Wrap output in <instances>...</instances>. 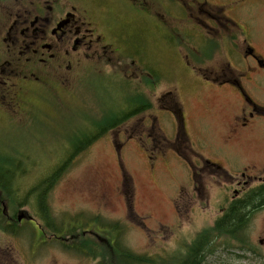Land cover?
Wrapping results in <instances>:
<instances>
[{
	"label": "rangeland",
	"instance_id": "rangeland-1",
	"mask_svg": "<svg viewBox=\"0 0 264 264\" xmlns=\"http://www.w3.org/2000/svg\"><path fill=\"white\" fill-rule=\"evenodd\" d=\"M208 1L210 3L202 5L201 12H198L201 5L189 10L203 20L208 15L206 9L224 7L225 14L239 26L235 24L234 27L232 22L223 25L229 33L233 31L238 35L236 39H229L228 45L233 42L240 48L247 38L264 59V0ZM173 7L184 17L190 13L173 6L171 1L166 7L155 9L171 21L177 13ZM153 21L161 25L156 17ZM204 24H200L202 29ZM183 26L189 30L182 34L185 40L190 33L192 40L195 38L198 42V29L192 33L191 24L183 23ZM148 27L157 28L151 20ZM219 29L215 24L208 30L213 34ZM181 37H176V29L169 26L164 29L163 37L149 38L147 35L143 39L148 41L153 65L158 66L161 73L165 69L169 71V76L163 74L164 81L156 89L157 94L150 92L147 86L142 87L147 99L160 109L155 114L161 129L143 136L132 135L131 129L121 134L115 129L73 156L48 193L49 211L56 223L72 227L76 224V216L81 215L86 222L83 230L87 227L101 230L104 228L94 220L96 216L106 222L120 221L125 226L119 237L124 247L170 260L172 256L185 253L200 230L214 224L222 214L221 206L226 207L234 196L233 190L240 188L229 180L230 175L218 171L217 167H206V173L199 174L197 168L202 164L194 159L189 147L219 163L232 176L238 175V179H245L243 171L264 176V120L243 132L241 138L229 139L231 118L242 104L240 95L232 86L194 82L195 76L188 67V71L183 68L179 53L180 50L182 56H186L187 51L175 46L177 39L183 40ZM223 56L215 55L201 65L209 74L220 72ZM52 93V96H31L24 114L7 110L9 116L2 113L4 108L0 109V165L17 176L19 185L12 186L16 206L7 212L14 216L25 209L36 219L23 223L12 220L14 225L8 229L16 228V234L0 231V264H99V259L68 251L64 243H59L58 238L67 239L69 234L56 232L55 237L47 231L44 235L37 195L30 190L71 156L69 150L74 137L92 130L93 118L100 122L104 111L115 109L118 101L130 96L137 98L139 93L133 86L104 84H81L67 95ZM253 96L264 103V98ZM153 113V110L147 112ZM193 170L196 183L205 187L195 199L190 196L194 189ZM213 170L217 172L210 176L208 172ZM257 184L252 181L249 187ZM180 188L183 189L181 196ZM0 189L3 188L0 186ZM178 200L180 211L184 213L182 221L176 207ZM245 236L252 250L227 248L222 244L203 264H264V207L252 215Z\"/></svg>",
	"mask_w": 264,
	"mask_h": 264
},
{
	"label": "flooded vegetation",
	"instance_id": "flooded-vegetation-1",
	"mask_svg": "<svg viewBox=\"0 0 264 264\" xmlns=\"http://www.w3.org/2000/svg\"><path fill=\"white\" fill-rule=\"evenodd\" d=\"M169 1L173 6H180L184 12L200 5L198 12H201L202 5L210 3L208 0H0V109L4 108L2 113L11 116L7 110H13L19 115L24 114L31 96H52V92L67 95L81 84L133 86L134 91H138L139 96L143 97V102H136L131 107V104L123 105L121 102L124 101H118L114 108L131 109L119 119L122 121L112 125L113 128L106 129L102 136L115 129H118L119 134L131 129L132 135H151L153 131L161 129L155 114V111L160 109L147 99L142 87L147 86L150 92L157 94L156 89L164 81L163 74L167 77L169 71L165 69L161 73L158 66L153 65V55L148 53V41L144 42L143 39L147 35L149 38L163 37L164 29L169 26L176 29V37H181L189 31L183 26V23H187L191 24V32L196 33L198 29L196 34L200 36L198 42L195 38L192 40L190 33H187L186 40L185 36L181 37V41L177 39V49L179 50L180 46L187 51L186 56H182L179 50L183 68L187 70L188 67L191 70L190 73L195 76L194 82L216 87L232 86L239 93L242 104L239 112L231 118L228 138H241L243 132L261 122V119L264 120V103L253 96L264 98V59L256 52L254 46L247 42V38L240 48L233 42L228 45L229 39H236L238 35L233 31L229 33L223 25L228 26L232 22L236 27L237 24L231 18L229 22L224 7H216L217 10L206 9L208 19L203 20H199L194 11L190 10L187 17H184L173 7L172 10L177 13L173 14L170 21L155 9L157 6L166 7ZM154 17L161 25L155 24ZM149 20L154 23L156 29H149ZM201 22L205 23L204 29L200 27ZM212 23L220 28L213 34L208 30L215 25ZM218 54L224 55L220 58L221 71L207 73V69L201 64L212 60ZM155 55L161 63L156 52ZM161 100L160 96V104ZM149 110L154 113L147 114ZM104 113L105 111L102 114ZM182 127L185 129L184 125ZM99 130L93 118V129L90 131L94 133ZM189 148L194 159L202 164L197 168L199 174L204 175L207 166L215 165L218 171L226 172L230 175L229 180L240 187L233 190L234 196L226 207L221 206L222 214L233 200L251 189L249 185L252 181H256L257 186L264 183V176L247 174L246 171L242 172V178L245 179H238V175L232 176L216 161L205 158L192 146ZM217 170L208 174L214 176ZM191 175L194 189L189 195L194 199L199 198L200 193L205 191L204 184L201 187L196 183L195 170ZM239 193L242 195L238 196ZM182 194L183 189L180 196ZM184 204L187 205L186 202ZM20 211L11 218L7 214V230L13 227L12 220H18ZM22 211L26 217L17 221L18 223L36 220L28 210ZM14 230L16 228L9 231ZM84 231V235L91 232L95 241L100 239V230L87 227ZM66 238L63 242L70 240L73 243L78 236L70 234Z\"/></svg>",
	"mask_w": 264,
	"mask_h": 264
},
{
	"label": "trees",
	"instance_id": "trees-1",
	"mask_svg": "<svg viewBox=\"0 0 264 264\" xmlns=\"http://www.w3.org/2000/svg\"><path fill=\"white\" fill-rule=\"evenodd\" d=\"M230 21L229 18V22ZM143 100L142 96H138L137 98L130 96L121 103L123 105L131 104L132 107L136 102H143ZM131 107L128 109L123 107V110L121 107L118 109L112 108L106 110L104 115H102L100 122H96L100 130L94 133L91 131H83L82 133L77 134L71 143L72 148L69 150L72 153L71 156L64 159L62 163L58 164L51 173L30 190L31 194L36 193L37 195L38 207L44 221L42 224L43 233L46 234L47 231H53L52 235H56V232L64 235L75 234L78 236L76 241L73 240V243L69 244L62 243L65 249L80 255L98 258L99 264H166L167 262V264H186L192 254H195L198 257L200 263L202 250L209 251L210 244L217 246L223 244L227 248L234 247L252 250V246L248 242L245 234L252 215L257 210L264 207V183L249 189L240 198L233 200L228 205L225 213L219 216L214 224L207 225L197 233L192 242L187 245L185 253L177 254V256L171 255L172 257L170 260H168L167 257L161 259V257L156 258L148 253H137L124 247L120 242L119 237L124 232L125 226L120 221L106 222L101 216H96L94 220L104 228L100 230L101 235L98 241H95L91 232H87V234L84 235L83 225H85L86 222L81 215L76 216V224L72 227H67L64 223H56L55 218H52L49 211V191L61 178V175L65 172L67 165L73 156L85 149L90 142L101 137L106 129H111L113 128L112 125L115 123L118 124L122 121V119H119L127 115ZM7 170L8 169H3L0 165V186L3 188L0 189V229L2 228L6 231L8 226L6 225L8 219L6 216V214H8L7 211H11L12 208L16 206V197L13 195L15 191L12 190V186L19 187L16 182L17 176H15L14 173H9ZM1 202H4L8 209L6 210V214H3ZM176 207L179 212V217L183 220L184 213L180 211L179 200L177 201ZM246 208H255V212L249 216L246 214ZM15 211L16 208L14 212ZM12 215L13 213L9 212V218L13 217ZM51 228H53V230ZM14 232L16 231L14 230ZM222 238L227 239L221 241Z\"/></svg>",
	"mask_w": 264,
	"mask_h": 264
},
{
	"label": "bare ground",
	"instance_id": "bare-ground-1",
	"mask_svg": "<svg viewBox=\"0 0 264 264\" xmlns=\"http://www.w3.org/2000/svg\"><path fill=\"white\" fill-rule=\"evenodd\" d=\"M1 204H2V211H3V214H6L7 212H6V210H4V208H3V206L5 205V203L4 202H1ZM257 208V207H256ZM255 208H246L245 209V211H246V214H248L249 216L251 215V214H253L254 212H255V210H254ZM21 211H20V213L21 212H23L22 210H25V209H20ZM24 213V212H23ZM6 216H7V214H6ZM7 221H8V219H7ZM17 221H21V220H17ZM6 225H7V222H6ZM239 229H241V228H239ZM0 231H4V229H0ZM6 231V230H5ZM217 245H209V251H206V250H202V254H201V258H200V260H201V262L199 263V259H198V257L195 255V254H192L190 257H189V259H188V261H187V263L186 264H203L204 263V261L206 260V258H207V256L208 255H210L211 253H213L216 249H217ZM239 249V248H238ZM241 250H247V249H241Z\"/></svg>",
	"mask_w": 264,
	"mask_h": 264
},
{
	"label": "water",
	"instance_id": "water-1",
	"mask_svg": "<svg viewBox=\"0 0 264 264\" xmlns=\"http://www.w3.org/2000/svg\"><path fill=\"white\" fill-rule=\"evenodd\" d=\"M3 208H4V210H6L7 209L6 205H4ZM25 217H26L25 213L21 212L18 219L22 220Z\"/></svg>",
	"mask_w": 264,
	"mask_h": 264
}]
</instances>
